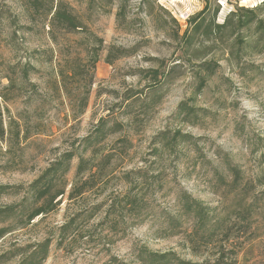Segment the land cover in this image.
Here are the masks:
<instances>
[{
    "label": "rangeland",
    "instance_id": "rangeland-1",
    "mask_svg": "<svg viewBox=\"0 0 264 264\" xmlns=\"http://www.w3.org/2000/svg\"><path fill=\"white\" fill-rule=\"evenodd\" d=\"M57 1L0 0V184L26 186L64 150L81 151L80 140L100 118L108 127L114 122L121 127L96 145L93 160L106 152L115 155L95 188L69 200L74 158L59 206L1 238L0 254L48 237L51 245L42 264H114V257L141 264L143 247L174 251L196 262L207 261L214 251L232 264H264V35L253 27L242 29L240 37L246 41L239 45L236 34H230L237 30L232 18L221 31L223 41H211L204 25L195 31L189 25L190 35L176 38L204 0H125L121 21L116 19L121 0H64L84 26L72 32L58 28L54 42L48 35L47 9ZM259 1L210 0L202 18L205 24L212 20L219 6L213 21L222 23L236 5L251 7ZM109 46L129 53L108 63ZM202 61L215 64V71L198 91L197 65ZM150 69L165 76L153 81ZM181 101L193 111L178 115ZM24 126L30 137H15ZM177 131L191 138L179 137L173 149L154 155L156 136L164 133L171 140ZM119 137L129 143L116 142ZM228 163L238 167L236 178ZM136 168L161 172V178L148 177L137 187L146 215L127 225L122 173ZM178 188L225 216L228 231H215L214 246L202 245L201 255L192 254L185 241L190 218L180 217L176 233L166 229L164 218L174 214ZM23 194L22 187L1 195L0 207ZM254 197L257 202L246 209ZM101 200L106 204L89 216V207ZM111 200L115 209L106 221ZM76 213L71 236L58 245V226ZM19 258L14 255L7 264Z\"/></svg>",
    "mask_w": 264,
    "mask_h": 264
},
{
    "label": "trees",
    "instance_id": "trees-1",
    "mask_svg": "<svg viewBox=\"0 0 264 264\" xmlns=\"http://www.w3.org/2000/svg\"><path fill=\"white\" fill-rule=\"evenodd\" d=\"M106 1L111 3L112 0ZM124 5L125 0H121V4L116 13V19L118 21H121L125 17ZM209 6L210 0H204V7L187 19L186 24L188 27L183 30L182 34H176L175 37H188L191 32L189 25L192 26L191 30L194 31L204 25L207 37H209L211 41L219 42L222 40V29L227 26L232 18H236L235 29L237 30L231 31L230 34H236L237 37L235 40L239 45L246 41L240 37L242 29H250L253 27L255 32H258L261 36L264 35V0L255 3L251 7L236 5L234 9H231L228 12L222 23H215V21H213V18H215L219 10V6H217L213 11L214 17L212 16V20H208L205 24L202 15L209 10ZM33 8L37 9L38 7L34 5ZM47 13L50 15L48 22V31L50 34L48 35L54 42L58 35L54 34V32L58 28L66 32H72L79 30L84 26L78 15L74 13L73 7L69 3L64 2V0H58L55 5L49 6ZM127 53H129L128 49L109 46L104 59L106 62L111 63L114 59L125 56ZM97 59L98 58L95 57L93 61L95 62ZM214 65L215 64L210 61H202L197 65L198 72L196 73V76L198 79V91L204 87L207 78L214 74ZM148 72L153 81H160L161 77L165 76L162 72L159 76V71L157 69H150ZM61 73L62 72H60V74ZM26 76V70L24 69L21 79L24 80ZM9 83H13L11 78H9ZM0 96L4 97L3 95ZM86 102L85 98L81 103V108L79 110L81 113L87 105ZM189 111L193 110H191V108L187 109L184 101H181L178 104L176 111L178 115H181L184 112L187 115ZM120 127L121 124L119 122H114L112 126L108 127L106 126V119L100 118L95 128L80 140V144L82 145L81 151H78L77 148L64 150L26 186L0 184V196L3 194H10L13 190L16 191L22 187L24 189V194L19 201L0 207V239L15 228H23L30 225L34 219L47 215L59 206L61 198L66 193V188L68 186L66 175L70 170L71 162L74 158H77V164L73 180L70 183L67 198L69 200L81 198L95 188L97 180L101 179L103 175H106L107 166L111 164L115 155V152H106L103 153L99 159L93 160L95 147L108 135L117 132ZM20 133V139L22 140L30 137L26 126L20 131L17 130L14 134L15 137L19 138ZM179 137L180 139L186 137L191 138L190 135L182 134L177 131L174 133L171 140H169L164 133H159L156 136L157 140L153 142L154 155L160 157L165 149H173L177 144ZM0 138L3 139V132H0ZM115 141L123 143V146L124 144L129 143L128 140L123 137H119ZM87 152L90 153L89 157L84 156ZM227 167L234 174V178H236L239 172L238 167L229 163ZM148 171V168H136L135 170H128L122 173L123 184L126 185V189L123 191L122 195L125 200L124 208H126L124 222L127 225L142 222L146 215L145 211L147 210L144 208L143 195L140 192L141 188L137 189V187H141V185L147 181L148 177L151 180L161 178V172H152L151 174H148ZM132 175H134V177ZM161 188L162 185L158 187V189ZM261 193L263 194L264 190L261 191ZM174 196L176 209L174 214L169 213L164 218V221H166V229H170V233H176L178 232L176 229L182 223L180 217L186 216L190 218L191 225L187 230H184V235L186 237L185 241L192 251V254L201 255L202 245H204L205 248L209 245L214 246L215 231L223 233L228 231L227 224H225V216L215 214L214 206L212 207L203 201L192 197L190 193L182 188L176 189ZM255 202H257L256 197L246 205V209L251 208ZM105 204L106 200H101L100 202L92 204L88 209L90 212L89 216L96 214ZM114 209L115 201L111 200L104 211L103 219L107 221V218L113 213ZM78 216L79 213H76L69 217L63 224L58 226V245L63 244V242L71 236L73 231L72 225ZM113 226H115V224H112V227ZM50 245L51 238L47 237L41 241L25 244L24 246H16L14 247V250H9L0 254V264H7V261L14 255H19L20 258L17 262L12 264H42L48 255ZM112 259L115 261L114 264H129L123 260H118L115 257ZM138 259L141 264H232L231 262L224 260L221 252H218V255L214 256L213 251L208 256L207 261L196 262L185 260L174 251L157 252L150 251L146 247H143L140 250Z\"/></svg>",
    "mask_w": 264,
    "mask_h": 264
}]
</instances>
